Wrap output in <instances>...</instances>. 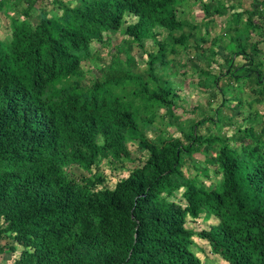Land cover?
Instances as JSON below:
<instances>
[{
  "label": "trees",
  "instance_id": "obj_1",
  "mask_svg": "<svg viewBox=\"0 0 264 264\" xmlns=\"http://www.w3.org/2000/svg\"><path fill=\"white\" fill-rule=\"evenodd\" d=\"M41 1L0 0L8 18L0 37V240L9 237L10 252L19 250L16 264H204L195 238L227 264H264V123L222 138L199 132L214 122L199 114L179 129L175 101L183 81L163 71L180 50L207 41L198 25L186 30L178 17L184 0H47L50 8ZM250 2L241 11L200 3L205 33L225 14V31L246 30L224 72L200 73L221 94L223 77L234 92L253 85L251 101L259 105L264 0ZM111 32L125 38L122 49L151 41L145 77L134 72L130 54L113 55L97 76L83 67ZM232 99L252 105L241 95ZM158 108L180 136L147 134ZM129 144L140 155L133 157ZM203 146L216 148L210 163L220 177L209 187L183 172ZM105 161L133 166L109 188L91 174ZM199 219L211 223L195 231L188 224Z\"/></svg>",
  "mask_w": 264,
  "mask_h": 264
},
{
  "label": "rangeland",
  "instance_id": "obj_2",
  "mask_svg": "<svg viewBox=\"0 0 264 264\" xmlns=\"http://www.w3.org/2000/svg\"><path fill=\"white\" fill-rule=\"evenodd\" d=\"M202 1H211L212 8H216L219 2H222V4L226 6L232 5L235 8L234 11L248 9L251 5V0ZM202 1L184 0L179 7L178 17L181 21L186 22V30H190V26L187 25H198L200 31H197V33L205 35L207 41L201 44L200 49H195L193 46H190L187 50H180L177 56L170 57L172 60L163 71V75L167 78L183 81L177 90L178 98L175 101L177 107L175 114L180 120L179 129L187 130L199 114H205L206 117L214 119V122L200 126L199 132L203 135L223 138L225 136H231L236 133L238 129L252 124L259 128L264 123V104L257 105L255 102L251 101L256 95L250 92L253 85H248V83L245 85H235L236 91L234 92V89L228 87L226 83L227 78L223 77L220 85L224 93L222 92L221 94L211 85V80L201 77V70H205L214 76L225 71L227 66L224 64V59L227 57L228 53L235 51L237 38L241 39V41H245L244 31H246L240 32L244 29L243 25L239 28L241 29L239 31L240 33L225 31V25H227L226 20L230 18V14H225L216 19L215 22H211L208 26V34L205 33V28L203 26L204 14L200 8V3ZM66 3L74 5L75 2L73 0H66ZM40 5H45L50 8L47 0H42ZM12 16L17 17L18 14H12ZM243 22L244 19L242 18L240 23L243 24ZM7 23L8 18L0 14V37L6 34L5 27ZM220 34L221 38L219 40L215 39L216 37L218 38ZM124 39L121 32H111L110 39L102 46H99L100 48L98 44H94V46L92 44V49L96 51V54L94 53V57L90 62H85L83 67L89 69L94 76H97L102 65L109 63L113 55L117 54L123 60L126 58L127 54H130L135 61V66L132 67L134 72L145 77V67L148 59L146 54L152 49L151 41L148 39L143 40L144 48L138 47L137 45L128 47L126 44L124 45L125 49H122V46L120 47L119 45ZM210 49L216 52V56L213 57L210 55ZM262 60L264 62V54L262 55ZM242 62L240 57H235L234 63L239 65ZM261 69L264 71V64ZM223 94H226V97L229 99V101H227L228 105H222L221 101L223 99ZM234 94L241 95L242 100H248L252 105H250V107L246 103L238 105L236 99H232ZM248 113H251L252 121H250L247 115ZM163 115H165L164 108H158L155 111L153 123L151 127L146 130L147 134L154 137L155 131H166V134L180 136L181 133H178L179 129L177 124L168 126V123L163 119ZM232 144L233 146H237V143ZM216 146H218V144H216L215 147ZM129 147L133 157L140 155L134 145L129 144ZM213 148L214 147L203 146L201 152H194L192 158L185 160L183 172L186 177L195 178L201 181L206 187L218 181L220 176L214 171L215 166L210 163L211 156L215 152L213 150L217 147ZM132 166L133 163L129 161H125L122 165L115 164L112 161H105L92 169L91 174L102 178V185L112 188L119 180L128 176ZM71 171L77 178H80L82 175V172L78 168H73ZM177 202L182 203L179 199ZM210 223L211 219H199L197 222L189 223L188 225L193 227L195 231H200L201 229L207 228ZM195 243L197 246L204 249L203 253L200 254L204 264H227L211 254L204 241L195 238ZM10 245H13V243L9 237L0 240V247L4 248L3 253L0 254V264H16L19 250L11 253L9 250Z\"/></svg>",
  "mask_w": 264,
  "mask_h": 264
}]
</instances>
